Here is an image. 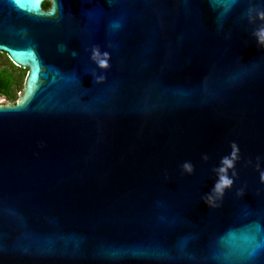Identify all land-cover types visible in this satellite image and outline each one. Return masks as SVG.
<instances>
[{
	"label": "water",
	"instance_id": "water-1",
	"mask_svg": "<svg viewBox=\"0 0 264 264\" xmlns=\"http://www.w3.org/2000/svg\"><path fill=\"white\" fill-rule=\"evenodd\" d=\"M260 29L264 0H0L26 70L0 101V264H264Z\"/></svg>",
	"mask_w": 264,
	"mask_h": 264
},
{
	"label": "clouds",
	"instance_id": "clouds-1",
	"mask_svg": "<svg viewBox=\"0 0 264 264\" xmlns=\"http://www.w3.org/2000/svg\"><path fill=\"white\" fill-rule=\"evenodd\" d=\"M257 38L258 44L264 45V29H260L254 33ZM108 53H103V58H101V53L99 51H94L91 59L98 65L100 69H108L110 67L109 60H108ZM97 81H103L105 79L104 75H99L96 77ZM186 169L191 171L190 165L184 166ZM232 183L231 180L227 179L226 177H221L220 181L214 186V191L222 192L223 188L229 186ZM208 202V201H206Z\"/></svg>",
	"mask_w": 264,
	"mask_h": 264
},
{
	"label": "flooded vegetation",
	"instance_id": "flooded-vegetation-1",
	"mask_svg": "<svg viewBox=\"0 0 264 264\" xmlns=\"http://www.w3.org/2000/svg\"><path fill=\"white\" fill-rule=\"evenodd\" d=\"M49 7V3H42V8L43 9H47ZM20 69L17 66H15L7 57L6 54L4 53H0V73H6L10 75V78L13 80L12 84H11V92L12 94L16 93L17 91H21L23 88V85L21 88H19V78H20ZM0 96H3L4 98H6V94H4L2 91H0ZM19 96V94H18ZM17 96V98H18ZM7 99V98H6ZM8 100V99H7ZM17 100V99H16ZM16 100L14 102L10 101V103H15ZM9 101V100H8Z\"/></svg>",
	"mask_w": 264,
	"mask_h": 264
},
{
	"label": "trees",
	"instance_id": "trees-1",
	"mask_svg": "<svg viewBox=\"0 0 264 264\" xmlns=\"http://www.w3.org/2000/svg\"><path fill=\"white\" fill-rule=\"evenodd\" d=\"M25 75H26V70H25ZM25 78V76H24ZM13 80L10 78L9 74L0 73V91H2L4 94H6V98L12 102H14V94L11 92V84ZM24 82V81H23Z\"/></svg>",
	"mask_w": 264,
	"mask_h": 264
},
{
	"label": "rangeland",
	"instance_id": "rangeland-1",
	"mask_svg": "<svg viewBox=\"0 0 264 264\" xmlns=\"http://www.w3.org/2000/svg\"><path fill=\"white\" fill-rule=\"evenodd\" d=\"M20 73V78H19V88H21L22 87V85H23V81H24V76H25V70L24 69H20V71H19ZM18 94H19V91H17L16 93H14V100L17 98V96H18ZM0 101H2V102H4V101H6V102H8V103H10V100L8 101L6 98H4L3 96H0Z\"/></svg>",
	"mask_w": 264,
	"mask_h": 264
}]
</instances>
